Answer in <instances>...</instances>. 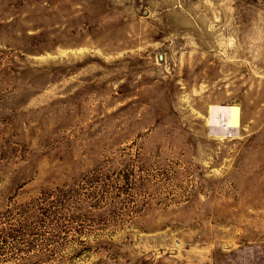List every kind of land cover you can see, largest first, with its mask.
<instances>
[{"label": "rangeland", "instance_id": "obj_1", "mask_svg": "<svg viewBox=\"0 0 264 264\" xmlns=\"http://www.w3.org/2000/svg\"><path fill=\"white\" fill-rule=\"evenodd\" d=\"M0 264H264V0H0Z\"/></svg>", "mask_w": 264, "mask_h": 264}, {"label": "bare ground", "instance_id": "obj_2", "mask_svg": "<svg viewBox=\"0 0 264 264\" xmlns=\"http://www.w3.org/2000/svg\"><path fill=\"white\" fill-rule=\"evenodd\" d=\"M235 110H232V112H231V118H230V124L231 125H237V123H238L239 117H237V112H236L237 110L236 111Z\"/></svg>", "mask_w": 264, "mask_h": 264}]
</instances>
